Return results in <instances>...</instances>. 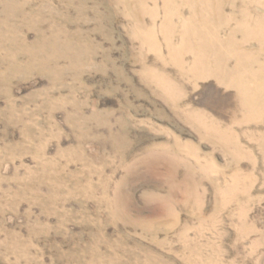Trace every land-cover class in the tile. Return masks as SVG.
<instances>
[{"label": "rangeland", "instance_id": "obj_1", "mask_svg": "<svg viewBox=\"0 0 264 264\" xmlns=\"http://www.w3.org/2000/svg\"><path fill=\"white\" fill-rule=\"evenodd\" d=\"M0 264H264V0H0Z\"/></svg>", "mask_w": 264, "mask_h": 264}]
</instances>
